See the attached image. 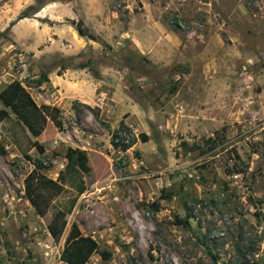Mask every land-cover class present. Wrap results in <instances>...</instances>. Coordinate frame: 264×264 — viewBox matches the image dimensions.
<instances>
[{
  "label": "rangeland",
  "instance_id": "rangeland-1",
  "mask_svg": "<svg viewBox=\"0 0 264 264\" xmlns=\"http://www.w3.org/2000/svg\"><path fill=\"white\" fill-rule=\"evenodd\" d=\"M43 1L0 0V88L18 79L42 104L43 73L108 67L106 106L68 105L39 136L0 122V264H68L73 223L111 252L86 264H264V0ZM73 17L98 41H54ZM69 147L90 172L66 167ZM39 162L64 171L44 216L25 190Z\"/></svg>",
  "mask_w": 264,
  "mask_h": 264
},
{
  "label": "trees",
  "instance_id": "trees-1",
  "mask_svg": "<svg viewBox=\"0 0 264 264\" xmlns=\"http://www.w3.org/2000/svg\"><path fill=\"white\" fill-rule=\"evenodd\" d=\"M40 3L43 0H38ZM46 4V3H45ZM33 7H30L31 10ZM30 15L23 12L20 18L29 17ZM73 24L81 36H87L94 41H98L97 35L92 33L82 20L67 19ZM4 34V33H3ZM83 67L87 65L82 64ZM39 82L47 81V74L43 73ZM0 100L4 108L0 109V122L10 117L11 112L17 116L20 122L30 130L34 136H39L45 129L48 121H52L55 126L62 128L63 121L61 119L62 109L56 105L51 104H38L22 81L16 79L5 85L0 91ZM78 102L73 104L77 109ZM89 107V106H88ZM10 109V110H8ZM127 125L121 123L120 128L125 129ZM120 130H117L115 136H118ZM143 141H148V136L143 134ZM35 147L42 153L45 152V147L38 141L34 142ZM130 147L129 144L123 146L126 150ZM238 156V155H237ZM68 163L66 167L78 166L84 173L90 172L88 165L87 152L82 149L69 147L66 153ZM36 167L25 178V190L27 197L32 205L36 208L37 212L44 216L47 212L50 202L60 194L63 190L62 176L64 171H61L59 179L55 180L42 172L45 167L43 163H35ZM61 178V180H60ZM84 184V181H83ZM46 192L44 193V190ZM85 188L83 187V191ZM82 191V192H83ZM76 200L74 201V203ZM73 203V205H74ZM57 213L54 221L49 224L50 231H54L60 223V215ZM192 216V215H190ZM180 224L188 225V219L179 218ZM100 253L103 258L108 259L111 257V252L100 250L98 241L92 236L84 235L77 223H73L71 230L67 236L65 247L61 253V260L68 264H86L93 254Z\"/></svg>",
  "mask_w": 264,
  "mask_h": 264
},
{
  "label": "crops",
  "instance_id": "crops-1",
  "mask_svg": "<svg viewBox=\"0 0 264 264\" xmlns=\"http://www.w3.org/2000/svg\"><path fill=\"white\" fill-rule=\"evenodd\" d=\"M49 6L50 5H47L43 11H46L49 8H51ZM71 19H75V18L73 17ZM83 20L82 21L85 22V24L88 27L85 24L84 25L89 30L90 28L92 29L94 27L91 20L87 18ZM58 22H64V21L59 20ZM53 28L55 34L53 40L56 41L57 43L63 42L65 44V39H64L65 37L62 38L61 31L68 32L67 36H69L70 39L74 42L73 45H75L76 48L80 49L82 48V46L86 44L91 45L95 43V41L90 39L89 37L87 38V36H81L78 33L76 27L73 24H71L69 21L63 24H58V25L56 24L55 27ZM109 70L110 69H108V67L103 68L102 79H96L92 75V73L88 71L86 68L85 69L68 68L67 70H63L62 73H60L58 69L53 70L52 72L48 73L47 81H44L45 83L44 86L47 85L49 89H52L53 92L56 94V98H54L52 101L49 102L47 101L45 103L56 105L62 109L64 107L65 108L69 107L68 105L78 102L80 104L87 105L90 107L98 106L99 108H101V110L104 113L106 106L105 97L107 96L106 94L107 91L104 85L106 83V78L108 76L107 72H109ZM3 87H5V85ZM3 87L0 88V91L2 90ZM2 108H4V105L0 100V109ZM60 173L61 171L58 173V178ZM82 186L80 187V189H83Z\"/></svg>",
  "mask_w": 264,
  "mask_h": 264
},
{
  "label": "built area",
  "instance_id": "built-area-1",
  "mask_svg": "<svg viewBox=\"0 0 264 264\" xmlns=\"http://www.w3.org/2000/svg\"><path fill=\"white\" fill-rule=\"evenodd\" d=\"M5 133V129H4V127L3 126H0V137H2V134H4ZM119 133H120V131H119ZM119 133H118V136H116V142H117V144H118V142L120 143V146H121V148H123V146L124 145H126V144H128V140L127 139H125L126 138V135H122V134H120V137H119ZM2 139V138H1ZM122 139V140H121ZM119 145V144H118Z\"/></svg>",
  "mask_w": 264,
  "mask_h": 264
}]
</instances>
